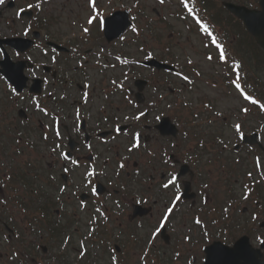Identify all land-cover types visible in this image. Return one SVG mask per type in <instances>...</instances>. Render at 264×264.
Here are the masks:
<instances>
[{
	"label": "flooded vegetation",
	"instance_id": "flooded-vegetation-1",
	"mask_svg": "<svg viewBox=\"0 0 264 264\" xmlns=\"http://www.w3.org/2000/svg\"><path fill=\"white\" fill-rule=\"evenodd\" d=\"M23 23L20 21L21 27L16 29L0 26V41L27 39L29 35H24ZM40 31L42 37L31 50H17L0 42V180L5 173L13 175L10 183L5 182L8 186L4 196L8 198V205L0 206V264H65V259L71 258L82 264H111L112 254L117 256L119 264H145L140 259L144 252L147 253V264H189L190 261L191 264H204L205 250L210 244L220 241L229 244L236 238L238 222L246 224L253 234L254 224L259 219L252 221L251 217L208 227L204 223L203 227L194 223L195 217H202V197L197 184L212 178V165L206 156H196L195 148L181 145L179 137L165 136L158 127L164 118L162 105L168 99V93L174 95V100L176 98L177 90L172 89L175 74L144 67L142 60L131 62L129 73L116 59L125 54V43H107L99 28L89 34L68 37L57 28L52 34L43 29ZM50 42L64 45L68 51L62 53L49 45ZM145 52V57L151 52V57L146 60L157 58L156 47H146ZM136 53L143 57L141 50ZM138 79L147 80L143 105L138 104L136 98L135 82ZM113 80L117 84L123 82V90L113 85ZM84 84L90 87L84 88ZM9 85L24 99L13 97ZM84 92L88 93L87 102L83 99ZM161 96L163 100H160ZM33 98L48 110V116L35 108ZM173 106L178 113L176 101ZM77 109L79 122L76 120ZM141 111L146 116L139 121L124 119ZM160 114H163L162 119L157 122L155 116ZM52 115L60 120L59 141L53 131ZM117 125L123 129L119 135L114 131ZM21 132L25 154L17 157L15 149L20 146L14 140ZM136 132L141 135V148L124 161L126 174L122 194L114 187L119 178L122 180L116 170L121 158L129 155L126 148ZM45 133L49 137L47 141L43 140ZM56 142L61 144L64 152L70 153L71 158L78 160V166L50 153L49 149ZM150 152L154 155H149ZM165 152L171 157L167 164L163 163ZM189 156L192 158L188 159ZM185 164L192 175L188 173L180 179L191 181L196 197L194 203L185 202L192 218L187 220L185 214L181 215L182 224H179L176 218L182 209L175 211L171 222L165 226L169 233L167 241L157 236L152 239L158 226L146 223L153 221L152 217H162L171 201L169 191L160 185L166 182L168 173L174 171L180 175ZM62 166H67L69 171L64 173ZM137 166L138 177L135 175ZM90 169H95L97 175L87 178L91 180L89 184L85 174ZM53 175L56 179L50 181L49 177ZM60 186H66L67 191L56 200ZM93 186L99 195H92ZM33 191L39 194L33 195ZM137 199L146 202L136 203ZM81 201L86 205L83 209L80 208ZM139 204L148 207L151 214L141 218L133 210ZM22 205L29 209L27 215L22 212ZM97 208L108 217L107 221L96 212ZM93 217L96 222L90 224ZM90 227L95 228V232L84 241L87 254L80 259V241ZM205 229L209 232L206 238L202 235ZM185 235L192 239L185 242ZM67 236L71 240L64 246ZM114 248L119 251L113 253ZM16 251L22 254L19 258L12 257ZM177 252L179 257L175 255ZM248 261L258 264L256 258ZM260 262L264 264V260Z\"/></svg>",
	"mask_w": 264,
	"mask_h": 264
},
{
	"label": "snow or ice",
	"instance_id": "snow-or-ice-1",
	"mask_svg": "<svg viewBox=\"0 0 264 264\" xmlns=\"http://www.w3.org/2000/svg\"><path fill=\"white\" fill-rule=\"evenodd\" d=\"M44 2H46V0H38V2L35 3L34 5L33 4H29L28 7L29 8L35 7L37 10H40L41 4L44 3ZM157 2L160 5H164L166 3V0H157ZM180 2H181V5H182L183 9H186L188 14L193 17V19L195 20L196 24L199 26V30L202 33L205 34L206 38L209 41V44L212 45L217 50V56L215 57V59L218 60V62H220L221 64H224V65H227L229 63L230 59L232 60L231 69H232V72L234 73V78L230 80V83H231V85H234L235 89L237 90L239 95L242 97L243 101L249 103L252 106L258 107V109L261 112H264V102H262L261 99H259V98H255L253 95H249L246 92V90H245V86L242 85V81L245 80L246 78L241 76V73H240L241 65H240V63L235 61L230 56V54L227 51L225 45L218 40L217 35L213 34V31L209 28L208 24L204 23L199 17H197L195 15L194 9H193V7H191L189 5L188 0H180ZM3 3H4V0H0V4H3ZM88 6H89V8L91 10L90 11V15H89V17L87 19V24L88 25L91 26V25H93L94 22H98V24L101 27V29L112 30V31H115L117 34H119V32L122 31L123 29L130 28L131 32L136 37H139L141 35V29L137 26V24L130 23L128 17H122L119 20H116L115 18H113L112 21H106L104 16H103V14L97 8L96 0H88ZM135 6L139 7V0H137ZM23 11H24V9L20 10V12H23ZM128 11L131 12L132 9L129 8ZM20 12L17 13V16L20 15ZM136 20H137L136 16H132L131 17V21H136ZM82 30H83V32L85 34H89V28L88 27H84ZM28 31H29V29L25 28V30H24V35L25 36H27ZM120 39L123 40L124 37L121 36ZM208 46H209L208 44L205 45V47H208ZM73 51H75V49H73ZM141 51H143V49H141ZM17 55H19V53H17ZM150 57H151V52H149L147 54L146 58H150ZM116 59L120 60V57H116ZM206 59L209 62H212L214 60V57L211 54H208L206 56ZM53 60H55V58H53ZM121 62L124 63V64L128 63L127 60H123ZM187 63L189 65H191L193 63V61L191 59H189V60H187ZM114 66L115 65H113V67ZM80 67H83V64H81ZM105 67H107V65H105ZM175 75H176V77L179 80L184 82V86L185 87H188V86H191V85L194 84V80L192 78H190L189 75H186L183 72H179L178 71V72L175 73ZM195 75L196 76H200L201 73L199 71H196ZM125 79H127V75L126 74H125ZM112 84L116 85V87H118L119 89L123 90V87H124L123 82L117 84V82L115 80H113ZM83 87L84 88H88V87H90V85L89 84H84ZM9 88H10V91H11V95L13 97H19L20 99H24L22 96H20V93L17 91V89L15 87H12L11 85H9ZM189 91H191V88H189ZM105 98H107V97H105ZM61 99H64V97H61ZM83 99H84L85 102H87V100H88V93L87 92H84ZM163 99H164V97L161 96L160 100H163ZM33 103H34L35 108L39 112L43 113L44 116H48L49 115L48 110L46 108H42L40 106L39 102H37L35 98H33ZM153 106H155V105H153ZM183 107L188 108V107H190V105L188 103H184ZM203 107L205 109H209L211 111V115H212L213 118H222L223 117V113L220 112V111H214L212 109V105L210 103H205L203 105ZM167 108L171 109L172 108V104L168 103L167 104ZM249 111H250V109L248 107H241L240 108V112L244 113L245 115H247ZM144 116H146V113L141 111V112L137 113L135 116H132V117L125 116L124 119L125 120L134 119V120L139 121L141 119V117H144ZM162 116H163V114L156 115L155 116V120L157 122L161 121ZM199 118H200L199 117V113H197L194 116V119L198 120ZM52 120L54 121L53 131L55 133L56 140L59 141L61 139L59 117L56 116V115H52ZM76 120H77V122H79V120H80L79 109L76 110ZM208 123L211 124L212 123V119H209ZM225 123H226V121H225ZM230 128H231V130L233 131V133L235 134V136L239 140L243 141V140L246 139L245 133L243 131V124L241 122H233L230 125ZM77 130H79V123H77ZM114 131L119 135L123 131V129L119 125H117L115 127ZM183 135H184L185 138H187L188 132L185 131L183 133ZM48 139H49V137H48L47 133H45L43 135V140L47 141ZM140 140H141V135H140L139 132H136V133H134L132 135L131 141H130V146L126 148V151H127V153H129V155L122 158L121 162L117 166L119 170H124L126 168V165H125L124 161L129 160L131 158V154H133L134 152H136L137 150H139L141 148ZM14 142H15L16 145L20 146V147H17L15 149V155L17 157H23L25 153H24V150H23V147H22V142H23V133L22 132L18 133V135L15 138ZM217 143L224 150H226L228 148V144H226L222 138L217 137ZM88 147L91 148V145H88ZM172 147L175 148V147H177V145H172ZM199 147L200 148H204L203 140H201L199 142ZM49 151H50V153L52 155L58 156L59 159H61L62 161H70L72 165H76V166H78V164H79L78 160L71 158L70 153L64 152L62 150V146H61V144L59 142H56L54 144V146H52L49 149ZM149 155H154V154L150 152ZM164 155H165L166 158L164 159L163 163L167 164L168 160L171 159V157H168L166 152H165ZM191 158H192L191 156L188 157V159H191ZM197 159H199V157H197ZM185 162H187V161H185ZM235 163H239V160H236ZM256 166H257V168L260 167V158L259 157L256 158ZM0 167H2V166H0ZM62 170H63L64 173H67L69 171V168L67 166H62ZM96 175H97V173H96L95 169L88 170L86 172V174H85V178L87 180V183H89V184L91 183V180L87 179V178L94 177ZM116 175L119 176L120 175V171H117ZM135 175L137 177L140 175V171H139V167L138 166L136 168ZM247 175H248V177L250 179L252 178V173L251 172L247 173ZM261 177L264 178V173H261ZM55 179H56V177L54 175L49 177L50 181H54ZM12 180H13V175H11L10 172L9 173H5L4 176H3V179L0 180V206L6 207L8 205V198L6 196H4V189L8 186V184L5 183V182H9L10 183ZM160 187L162 189H164V190H170V189L174 190V195H173V198L170 201V204L166 206V211L163 214V218L159 222V226L152 233V239H155V237L158 234H161V230L165 228L166 224L169 221V217L173 215L174 211H178L179 210V206L183 203V200H182V195L183 194L181 192V182H180V175L179 174H177L174 171L168 173V178H167L166 182L162 183L160 185ZM202 187H203V189L207 190V189L210 188V185L208 183H204L202 185ZM243 189L244 190H243L241 198L244 199V200H248L249 196L251 195V189L249 188V185H247V184H245L243 186ZM66 191H67V187L66 186L58 187V189H57V193L58 194L55 196V199L56 200H60L61 196ZM91 191H92V195L93 196L99 195V193L97 192L95 186L92 187ZM32 194L33 195H38L39 193L33 191ZM141 202H146V201H141L139 199H137V201H136V203H141ZM204 203L205 204L208 203V199H207L206 195L204 196ZM256 203L259 206V202L257 201ZM85 206L86 205L84 204V202L81 201L80 208L83 209ZM117 206L119 207V202H117ZM230 206L231 205L229 204L227 207L224 208V212L225 213L228 212V207H230ZM21 210H22V212L25 215H27V213L29 211V209L26 206H23V205L21 206ZM96 212L100 213L102 216H104L105 221H107L108 217L100 212V208H97ZM258 219H259V217L255 213H253L252 216H251V220L252 221H256ZM95 222H96V218L93 217L92 220L89 223L90 224H94ZM194 223L196 225H200V226L203 227V222L201 221L199 216L195 217ZM213 223H216V221H213ZM94 232H95V228L90 227L89 230H88L87 235L85 236V238L80 241V250H79V258L80 259H83L86 256V254H87V248L85 246V242L84 241L87 240L89 237H91ZM202 235H203V237L206 238V237L209 236V232L205 229L203 231ZM5 239H7V237H5ZM17 239H20L19 234H17ZM191 239L192 238L189 235H185L184 236V241L185 242H189ZM257 239H258V241H259V243L261 245H264V238L257 237ZM69 240H71L70 236L65 237V239L63 241L64 246L68 245ZM148 243H149V246H151V240ZM118 251H119L118 248H114L113 249V253L118 252ZM21 255L22 254L19 251H16V252L12 253V257H15V258H19ZM146 255H147V253L144 252L141 255V257H140V259L142 261H144L145 264H147L146 259H145ZM175 255L177 257H179L180 253L177 252V253H175ZM110 260H111V264H119V262L117 260V256L115 254H112L110 256ZM189 264H191V261L189 262Z\"/></svg>",
	"mask_w": 264,
	"mask_h": 264
},
{
	"label": "rangeland",
	"instance_id": "rangeland-1",
	"mask_svg": "<svg viewBox=\"0 0 264 264\" xmlns=\"http://www.w3.org/2000/svg\"><path fill=\"white\" fill-rule=\"evenodd\" d=\"M35 1L36 0H28V2L26 3H22L21 1L22 4H20L18 7L20 8L28 7L29 4H32ZM74 1L83 2L84 0H52L51 3L45 6V9L43 11L47 13H51L52 9L54 8L67 10L66 8L69 9L75 6L73 5ZM126 1L127 3L130 4L131 2L135 0H126ZM139 3H140V7L143 6L146 9L148 8V12L152 14L153 18H155L156 21L159 18H157L155 12L154 13L151 12L153 9L154 10L156 9L160 13V18L163 19L164 22L171 21L170 25H167L164 22H158V21L155 22V26L159 29V31L157 32L163 33L164 36L166 37L172 34L173 31L174 32H176L177 30L182 31L183 36L181 38V42L178 43L177 41L176 43L177 45L175 44V47H178L177 49H175V53L177 57L180 56L183 58L182 60H184L185 55H188V56L193 55L197 61L199 62L203 61V65L200 68L199 72H203L208 76L218 74L215 72V70L218 68L214 67V62L210 63L209 61H207L205 55H203V52L206 51L203 41L199 37L189 32L190 30L189 25H186L185 22L179 21L178 18L176 19V15L179 9L177 0H173V1L166 0V3L164 5H160L156 0H139ZM150 4H151V7H150ZM84 5L85 4H81V6H84ZM81 6H78L76 8L77 10L76 14H81L84 11L83 7ZM107 10H109V8H107ZM1 11L4 12L6 15H8V13H10V15L15 14V11L10 10V9H7L6 11L2 9ZM68 13H70V11H68ZM188 36L191 39L189 43L186 42ZM159 50H160V47L158 46V52ZM194 76L196 78L200 77V76H196L195 74ZM211 77L213 78L215 76H211ZM216 78L218 79V77ZM199 84H200V88L197 90L198 92L194 94V96L197 98H201L203 95H205V97H202L203 99L206 98L207 96L211 97V101L216 106V110L223 113L222 118H215V120L217 121L216 126L219 128L220 132L222 131V129H224V132L223 131L222 132L224 133V136L226 139L229 138L232 141H235L236 140L235 134L233 133L231 128L227 125V123L224 124L225 121L223 120V118L227 115V113H231V112L237 115V111H239V109L241 108L240 104H242L243 102L239 99L237 94L232 95L230 98L223 97L221 93L214 90L216 89V87L213 84H211L210 81H208V84L210 87L207 86L204 82L199 83ZM240 115L241 113L238 114V116L241 118ZM242 116L244 119L245 131L249 132L250 130L255 129L254 126H256L255 124L256 122L252 119L251 115L243 114ZM241 181L243 182L244 179H242ZM236 189H237L236 195L241 198L242 193H243L242 186L240 185L236 187Z\"/></svg>",
	"mask_w": 264,
	"mask_h": 264
},
{
	"label": "water",
	"instance_id": "water-1",
	"mask_svg": "<svg viewBox=\"0 0 264 264\" xmlns=\"http://www.w3.org/2000/svg\"><path fill=\"white\" fill-rule=\"evenodd\" d=\"M229 8L233 10L236 15L245 20L246 25L255 36H257L258 38H262V34L264 31V11L263 13H251L247 10H241L240 8H237L233 5L229 6ZM259 40L262 44H264V41L262 39Z\"/></svg>",
	"mask_w": 264,
	"mask_h": 264
}]
</instances>
